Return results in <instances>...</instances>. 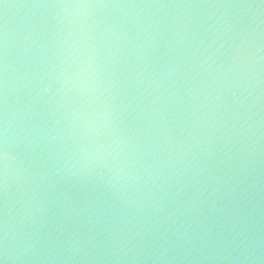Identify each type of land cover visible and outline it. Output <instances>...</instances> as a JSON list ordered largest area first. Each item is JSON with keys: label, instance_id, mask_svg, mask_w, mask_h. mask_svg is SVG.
Wrapping results in <instances>:
<instances>
[{"label": "water", "instance_id": "1", "mask_svg": "<svg viewBox=\"0 0 264 264\" xmlns=\"http://www.w3.org/2000/svg\"><path fill=\"white\" fill-rule=\"evenodd\" d=\"M0 264H264V0H0Z\"/></svg>", "mask_w": 264, "mask_h": 264}]
</instances>
